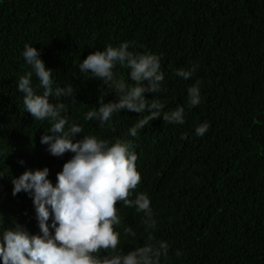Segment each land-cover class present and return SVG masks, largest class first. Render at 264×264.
I'll list each match as a JSON object with an SVG mask.
<instances>
[{"label": "trees", "instance_id": "1", "mask_svg": "<svg viewBox=\"0 0 264 264\" xmlns=\"http://www.w3.org/2000/svg\"><path fill=\"white\" fill-rule=\"evenodd\" d=\"M124 41L134 44L130 51L163 55L165 90L153 98L166 101L164 111L185 107L183 125L157 118L133 141L141 182L132 198L146 193L158 214L154 236L171 245L162 264H264V0H0L3 227L15 222L39 234L31 198L23 192L13 197L11 179L47 167L55 185L72 156H51L40 142L48 123L24 111L16 83L28 70L25 43L40 52L57 86L77 90L75 104L65 100L66 114L83 125L82 135L112 141L132 139L126 133L139 114H114V131L84 121L99 95L105 103L116 97L100 81L85 80L78 65L91 52ZM191 64L199 67L189 80L174 75ZM115 70L131 83L127 69ZM197 79L202 102L188 109L186 90ZM32 81L38 83L35 76ZM203 122L210 128L196 137ZM115 206L137 233L135 241L122 235L120 247L127 252L145 243L142 214Z\"/></svg>", "mask_w": 264, "mask_h": 264}, {"label": "clouds", "instance_id": "2", "mask_svg": "<svg viewBox=\"0 0 264 264\" xmlns=\"http://www.w3.org/2000/svg\"><path fill=\"white\" fill-rule=\"evenodd\" d=\"M133 47L129 41L115 47L109 44L103 50L91 52L78 65V72L87 77L85 80L100 81L116 97L105 103L106 96L99 95L98 107L85 112L84 121L114 131V114L122 111L139 114L140 118L126 133L132 139L109 141L96 135H82L83 125L70 121L66 114L69 106L65 100L71 98L75 104L77 90L72 84L57 86L52 78L53 70L45 67L40 52L25 43L21 56L28 70L16 83V90L23 94L24 111L35 121L48 123L40 142L47 146L51 156L61 157L65 153L72 156L56 174L55 185L48 179L47 167L26 170L11 179L13 197L23 192L31 198L39 234H30L15 222L4 228L0 218V264H162L170 259V243L154 236L158 230V214L151 207V199L146 193H136L132 198L141 182L133 141L157 118L183 125L185 107L164 111L166 101L153 98L165 90V73L161 70L163 55L130 51ZM118 65L127 69L131 83L115 70ZM198 67L191 64L187 69L175 70L174 75L189 80ZM33 76L38 82L35 85ZM73 77L78 78L75 73ZM200 86L201 81L197 79L187 88L188 109L201 104ZM146 93L152 94V99H146ZM209 128L208 122L200 123L195 127V136L202 138ZM78 134L80 139H75ZM180 139L187 137L182 135ZM18 163L22 165L23 161ZM3 175L0 172V178ZM117 202L142 214L141 225L147 234L145 243L127 252L120 247L121 236L135 241L137 233L124 224L115 206ZM121 228L122 232L117 230ZM183 255L180 249L174 251L176 258Z\"/></svg>", "mask_w": 264, "mask_h": 264}]
</instances>
